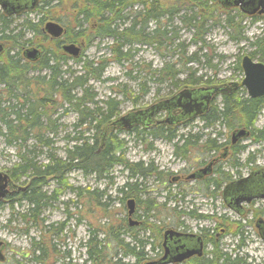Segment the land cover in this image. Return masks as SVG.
I'll return each mask as SVG.
<instances>
[{
	"label": "rangeland",
	"instance_id": "obj_1",
	"mask_svg": "<svg viewBox=\"0 0 264 264\" xmlns=\"http://www.w3.org/2000/svg\"><path fill=\"white\" fill-rule=\"evenodd\" d=\"M44 1L48 3L46 7H38L30 14L23 13L13 17L12 25L18 30L24 20L36 23L41 17H45L41 23V35L32 31H24L25 38L29 39L30 42L24 45L23 49L34 47L42 52V50L50 48V41H53L54 38L51 39L50 35L43 31L45 22L58 23L65 29L63 35L72 36L70 33L75 24L74 18L75 15L82 12L79 7L83 0ZM188 1L190 2V0H156L155 6L157 9H159V6L169 8L170 5H180L181 7V5H184L183 3ZM139 8L141 7L135 4L131 9L119 14L125 15L127 18L129 16L127 12ZM208 12L207 15L214 18L209 22V29L204 37L207 47L203 51H200L198 45L190 42L192 32L181 25L180 14L173 19L172 25L177 29V39L180 43H184L186 55L196 52L199 59L198 62L190 63L188 66L193 74L195 72L194 76H202V79L209 80L206 83L202 82L201 85H227L229 82L240 84L243 72L236 68V64L237 62L240 63L243 55H248V52L253 50L250 43L254 41L255 37H258V34L264 28V16L252 17L251 19L246 17L240 24L243 38L233 40L230 35L234 36V29L222 24L221 21L224 20V17L215 5H209ZM215 17L219 20V24L217 22V24H213ZM63 35L56 38V40L62 42ZM87 35H89L88 32ZM235 36H237V33ZM97 40L92 39L90 45L84 44V40L75 43L80 46V52L77 55L79 56L81 53L82 59H106L107 65L101 79L98 81L90 80L87 83L95 97V105L90 103L88 104L90 107H102L105 101L112 98L118 102V113L114 117V119H117L126 113L132 112V110H142L154 101L164 100L170 96L167 95L170 84L154 82L148 72L150 69L160 68L164 63L172 62V59L181 51L180 49H165L163 46L156 49L152 45L138 44L134 46L136 50L131 62L117 64L109 49L112 44L111 40L109 38L100 42ZM64 44L68 43L63 42L59 45L61 47ZM60 51V53L72 56L63 52L62 49ZM3 52L4 49L2 54ZM202 55H205V57L199 58ZM68 59L62 70L70 68L75 74L81 71L79 63ZM207 60L211 65H214L215 71L205 64ZM254 61L259 62L257 58ZM136 64L138 68L135 67ZM26 69L28 75L37 76L35 71L30 72L28 67ZM184 77L185 74L179 75L180 80H183ZM139 83L145 84L146 89H140ZM32 88L35 89V86ZM242 90H244L243 86L238 91ZM240 94L247 96L246 90L245 93L240 92ZM219 100L218 97L214 100V103L218 105ZM45 110L50 119L55 121L48 124L49 127L54 128V134L48 136L52 142L51 147L42 148L32 140L26 143L29 150H34L36 154L35 161L41 164L47 162L48 155L63 159L67 146L74 143L68 141L67 145L65 137L78 136L73 131L77 116L72 109L66 106L47 105ZM164 115V113L154 115L157 120L155 125L160 124V121L165 117ZM263 119L264 107L257 116L253 127L259 129L262 126ZM122 128L127 130V128ZM202 128V121L197 118L192 123L176 128L174 134L175 136L180 135L181 138H187L199 131V133H207V138H213V134L220 132L221 142H224L230 136L229 132L221 125L214 126L213 131L210 128L207 131ZM82 132L85 133L86 131ZM83 136L88 137L90 134L85 133ZM110 139L117 140L124 158L130 163L142 162L145 164L151 162L160 172L156 179L148 176L145 180H142L143 185L140 188L143 192L141 191L142 193L137 196L138 202L135 204L132 217V221L136 222L137 226L129 227L136 231V234L139 233L138 236L141 239H147L148 237L147 233L142 232L139 228L142 225L141 223L146 220L143 216L145 208L150 205L148 203H152L156 205L157 211L155 213L158 214L156 217L150 218L149 221L162 220L166 227L174 228H178L181 224L190 232L205 228L208 230V232L206 230L207 233L211 232L212 252L229 253L232 259L238 257V262L241 264H264V244L254 229L251 220L256 212L255 210L260 212L263 209V203L257 202L255 205L246 208L249 211L242 220H238L235 214L226 209L220 196L222 181L239 178L254 167L264 166V142H256L253 138H249L242 142L245 148L241 152L235 153V151H238L235 150L228 158L222 159L219 166H217V172L211 176L219 184V187L214 190L211 188L214 184L210 182L206 185L202 182H189L179 186L171 180L174 176L189 174L197 168L205 153L204 148L202 150L198 146L202 142L187 144L186 159H182V150L180 149L177 151V157L173 155L172 142L160 138L153 139L147 134H136L135 131H117L111 132ZM190 141L195 142V139L191 137ZM20 153H23V151H20ZM28 155L33 156L34 154L29 153ZM252 157L253 159L250 160ZM18 162L16 145H6L4 138L0 136V172L10 175V170L15 169ZM239 163L241 166H238ZM127 174H129V171L123 170L120 166H115L110 173L111 179L96 180L93 175L86 176L81 173V170L76 169H70L59 179L56 177L48 178L42 185L43 190L47 192V195H53L54 197L49 200L48 206L43 207L44 209L39 216L33 218L31 216L23 217L25 210H27L26 204L16 202L17 192L26 188L28 180L25 177H9L7 185L9 194L7 193L4 200L0 202V264H37L33 260L32 244H35V247L42 248L44 252V262L41 264H86L84 244L89 236L97 234V238L102 239L105 234L112 235V232L116 233L117 231H120L121 234V231H123L118 224L120 219L128 218L126 215L128 208L124 204L125 201L123 203L119 201L120 195L116 193V189L124 183ZM70 187L80 188V195L88 188L89 190L96 189L99 191L104 189L111 196V200L103 197L102 199L95 198V201L92 202L86 195L77 196L71 191ZM183 189L186 192H182ZM182 193L186 195H182ZM164 202L167 203L165 206L167 211L161 210V204ZM104 203L105 205L102 206L101 204ZM172 208L175 209L174 212L171 211ZM155 213L151 212L154 216ZM261 217L264 219V215ZM43 218V224L48 225L49 228L43 227L41 222ZM244 223L246 224L244 225ZM56 227L57 230L54 229ZM58 228H62V230L60 231ZM121 239H124L127 243L129 236H121ZM147 241L148 244L144 248L145 258L139 264L147 263L160 255L154 237L148 238ZM109 253H113V250ZM34 256H38V253L35 252ZM128 259L131 258L128 257Z\"/></svg>",
	"mask_w": 264,
	"mask_h": 264
},
{
	"label": "trees",
	"instance_id": "obj_2",
	"mask_svg": "<svg viewBox=\"0 0 264 264\" xmlns=\"http://www.w3.org/2000/svg\"><path fill=\"white\" fill-rule=\"evenodd\" d=\"M133 1L135 2L133 3ZM38 3L39 8L48 5L44 0H39ZM137 3L139 0H83L79 7L82 12L75 15L74 18L75 24L70 33L72 36L64 34L62 42L56 39L49 40L50 48L42 50L41 59L35 62L24 59L20 54L24 45L30 42L25 38L24 31H32L41 35V23L45 17H41L36 23L24 20L19 30L13 27L10 18H0V40L5 47L3 54L0 55V136L4 138L6 145H16L19 159L15 165L16 168L10 170L11 173L8 177H25L28 180V182L26 180V188L19 190L16 194L18 196L16 202L26 204L27 210L23 217L39 216L43 207L48 206L49 200L54 197L47 195L42 185L48 178H62L64 173L70 169L81 170V173L86 176L93 175L96 180H102L111 179L110 173L113 168L120 166L123 170L129 171V174H127L124 183L116 189V193L120 195L118 199L122 203L127 198H132L135 203L138 202L137 196L143 192L140 188L143 185L142 180L148 176L156 179L160 172L151 162L143 164L142 162L130 163L127 161L117 140L110 139L111 132L135 131L136 134H147L150 138H160L169 142L175 139L166 124H157L152 128L140 130L137 127L126 130L108 126L118 113V102L109 98L102 107H90L88 104L94 103L95 97L91 87L87 84L90 80L101 79L107 65L106 59H82L81 53L75 58L68 56L65 53H60V43L75 44L84 40V44L90 45L92 39H98L97 41L100 42L109 38L112 42L109 49L117 64L131 62L136 50L134 46L138 44L152 45L156 49H160L161 46L165 49H180L181 51L172 59V62L164 63L160 68L150 69L148 72L150 78H153L157 83L170 84L167 95H171L184 84L195 86L202 82H209L208 79H202V76H194L195 72L193 74L188 66L190 63L199 61L197 53L186 55L184 43H180L177 39V29L172 24H161L160 20L161 17L165 18V15L173 12L177 15L180 14L181 25L192 32L190 42L198 45L200 51H203L207 47L204 37L209 29V22L214 18L207 15V13L209 14V5H215L219 11L221 9L216 0H190V2L183 3L184 5L181 7L180 5H170L169 8L160 7L162 10L159 12L155 6V0H152L146 6L147 9L139 8L127 12L129 14L127 18L125 15L119 14L131 9ZM172 16L174 15L172 14ZM171 19L169 18V20ZM150 21H153L154 25L149 27V31L146 32V24H149ZM240 21L241 19L234 20L228 12H225L224 20L221 21L224 26L234 29V36L230 35L233 40L243 38L241 36L242 27H237V23ZM216 22H219L217 18L214 19L213 24ZM236 33L237 36H235ZM250 46L253 50L248 52L247 56L253 60L257 58L258 61L264 63V28L258 37H255L254 41L250 43ZM205 55L199 58H203ZM67 59L79 63L81 71L75 74L70 68L62 70ZM33 63H40L39 69L44 70L43 75H28L25 67L32 66ZM205 64L215 71L214 65H211L208 60L205 61ZM135 67L138 68L137 64ZM236 68L242 71L239 62H237ZM184 74V79L180 80L179 75ZM33 86L35 89L32 88ZM139 87L146 89L143 83ZM241 87V83H236L235 88L231 89V93H222L219 104L211 107L204 117L205 126L221 125L227 132L245 127L250 133L249 138H253L256 142H263L264 119L261 128L257 129L253 126L264 107V96L248 98L240 94V92L245 93V90L238 91ZM47 105L66 106L72 109L77 116L73 131L78 136L65 137L67 145L68 141L74 143L67 146L63 159L48 155L47 162L41 164L35 161L36 154L34 150L28 149L26 143L32 140L42 148L51 147L52 142L48 136L54 134V128L49 127L48 124L54 120L50 119L45 110ZM82 131H86L85 133L90 136L84 137L85 133ZM191 137L193 136L185 138L182 146L197 144L196 141H190ZM27 153L34 155L29 156ZM70 188L77 196L86 195L92 202L95 201V198L102 199L103 197L111 200V196L104 189L99 191L88 188L80 195V188ZM148 204L150 205L143 212L146 220L141 223L139 228L142 232L147 233V239H141L138 236L139 233L136 234V231L129 227L127 219H120L118 226L121 230L123 229L121 234L120 231L112 232V235L105 234L102 239L97 238V234L89 236L84 244L85 263L139 264L145 258L144 248L148 244L147 240L152 237L157 242L156 246L160 248L161 233L165 224L158 219L149 221L158 213H155L156 205ZM166 204V202L161 204V210L167 211ZM101 205L104 206L105 203ZM171 211L174 212L175 209L172 208ZM151 212L155 213V216ZM41 222L44 228H49L48 225L43 224L44 218L41 219ZM54 229L57 230V227ZM58 229L62 230V228ZM120 235L129 236L127 243L121 239ZM112 250L113 253H109ZM31 251H33V260L37 264L44 262L42 248L32 244ZM35 252L38 253L36 257L34 256ZM212 254V260H197L194 261V264H241L238 262V257L232 259L229 253L214 251ZM128 257L131 259L127 260Z\"/></svg>",
	"mask_w": 264,
	"mask_h": 264
},
{
	"label": "flooded vegetation",
	"instance_id": "obj_3",
	"mask_svg": "<svg viewBox=\"0 0 264 264\" xmlns=\"http://www.w3.org/2000/svg\"><path fill=\"white\" fill-rule=\"evenodd\" d=\"M4 1H6L9 5L7 7H2L0 4V18L1 17H4L6 19L10 18L12 22H13L14 16H18L19 14H23V13L30 14V12L36 10L39 6V3H38L39 0L37 1L38 4L33 8L29 7V0H4ZM151 1L152 0H139V3H137L136 6L139 5L141 8L147 9L146 6ZM216 3L221 7L219 12L221 13V15L223 17L225 15V12H228V14L231 15V17H233L234 20H236V19L240 20L241 19V21L237 23L238 26H240V24L246 19V17L251 19L252 17L264 16V12L260 11L262 7H260V6L258 7V4H256V5L255 4H245L244 5L242 3H237V4H230V5L223 6V4L221 5V3L219 2V0H216ZM188 7H190V6L188 5ZM161 10L162 9L159 6L158 12ZM172 14L174 16H172ZM172 14L165 15V18L161 17L160 23L161 24H165V23L166 24H173V22H174L173 19L177 16V14H174V12ZM169 18H172V19L169 20ZM153 23H154L153 21H150L149 24H146V27H145L146 32L149 31L148 30L149 27L154 25ZM62 29H63V33H64L65 32L64 27H62ZM53 38H51V39H53ZM54 39H56V38H54ZM68 44H72V43H68ZM0 46H1V48L5 49L1 40H0ZM26 49H28V48H26ZM26 49H23L21 54H22V57L24 59L28 60L27 57H25L23 54ZM2 51L0 52V55L2 54ZM37 51H38V53H37L36 58L34 59V62L41 59V51L39 49H37ZM39 64L40 63H38V64L33 63L32 66H28V68L30 69V72L35 71L37 74L41 73V75H43L44 70L42 71L41 69H39L40 68ZM228 84L227 85H224V84H217V85L197 84L195 86L184 84V86L183 85L180 86L177 90L174 91V93H172L170 96H168V98H170V97L174 96V94H177L178 92L185 90V89H189L191 91L196 92V90H199L200 88H206V87L211 88V87L220 86V91H218L217 94H214L210 97V99L207 101V106L205 107V110H202L201 112H199L197 114V116L186 115V117L181 118V115H180L181 110L179 108H176V107L175 108L171 107L169 110L164 109V111L157 112V114H159V113L165 114L164 115L165 117L162 120V122H163L162 124H167V126L170 127V129H171V134H173V137H175V139L173 141H171L173 143L172 148H173V155L175 157H177V151L179 149L182 150V154H181L182 159H186V155H187L186 154L187 153V147L182 146V143L185 140V138H181L180 135L175 136L174 131L176 130V128L183 126V125H186V124H189V123H192V121L199 118L202 121V125H203L202 129L207 131L208 128H210L213 131L214 127H212V126L206 127L205 126L204 117L207 115V112L209 111V109L211 107L217 105L214 103L215 99H217L218 97L221 99L222 93H224V92L231 93V89H229V88H232V89L235 88V84H236L235 82H229ZM165 99H167V98H165ZM161 101H163V100H161ZM169 119H170V122H169ZM152 122H153V124L147 125V126L141 125L139 123H135L132 125V127H137L140 129L152 128L157 122L155 116L152 119ZM132 127H130V129H132ZM130 129H128V130H130ZM241 129L245 130L247 134L243 135L241 137H235V139L233 140V134L232 133H236L237 131H239ZM229 134H230L229 138L227 140H225L224 142H221L222 139L219 138V136H221L220 132H216L215 134H213L214 135L213 138H211V137L207 138V133H205V132L199 133V131H198L197 134H192V136L196 142H198V141L202 142V143H199L198 146L200 148H202V150L204 148V150H203V151H205V153L203 155L204 158L199 162L197 168L195 167L196 169L193 170L192 172H189V174L178 175V176L172 177L171 180L175 183V185H179V186L182 185L183 186L185 183H189V182H198V183L202 182L206 185V183L210 182V183L214 184V186H212L211 188L216 190L219 187V184L217 182H215V180L213 178H211V176L217 172V170H218L217 166H219L220 161L222 159L228 158L229 155H231V153L234 152L235 150H238V151H235V153L241 152V150L245 148V145L242 144V142L249 139V136H250L248 129H245V127L240 128V129H238V128L233 129L229 132ZM175 140H176V142L174 143ZM206 142H209V144H206ZM259 142H261V141H259ZM194 146L198 147L197 145H194ZM221 149H222V151H220ZM252 159H253V157L250 160H252ZM238 166H241V164L239 163ZM182 192H186V191L183 189ZM182 195H186V194L182 193ZM220 196H221V199L223 200V204L225 205L226 209L230 210L233 214H235L238 217V220H242L245 217L246 213L249 211L246 208L255 205L257 202L263 203V209L260 212L258 210H255L256 212L253 215V219H251V220L253 222L254 229L257 231V234H258L260 240L264 244V219H263V217H261L262 215H264V166L254 167L252 170L248 171L246 174H244L243 176H240L239 178L232 179L229 181H222ZM129 199L133 200L132 198H127L125 200V203H124L126 207L128 205L127 201ZM133 203H134V211H135V204L136 203L134 202V200H133ZM133 215H134V212H133ZM133 215L131 217H133ZM127 217H128V215H127ZM127 220L129 222L128 218H127ZM213 221H215V220H213ZM245 224L246 223H244V225ZM129 225L131 227H133V226H137V223L136 222L131 223V224L129 223ZM168 229H173L178 234H182V237L180 239L179 244H182L183 246H185V245L189 246L190 248H192V247L199 248L200 251H199V253H194V254H192V256L182 259V261L179 263H175V262L169 263L168 262L165 264H194V261H197V260L202 261L203 259H205V260L206 259H209V260L213 259L211 232L207 233L208 230L205 228H202L200 231H196V232L191 231L190 232V231H187L186 228L180 224V226L178 228H174V227H170V226L164 227V230L161 233V235H162L161 240H160L161 247L158 248L160 251V255L158 258H153V260H151V261H159L160 259H162V257H164L165 251H164V247H163L162 243H163L164 239H166V237H164V231L168 230ZM213 229H214V227H213ZM213 229H211V231H213ZM206 230H207V232H206Z\"/></svg>",
	"mask_w": 264,
	"mask_h": 264
},
{
	"label": "water",
	"instance_id": "obj_4",
	"mask_svg": "<svg viewBox=\"0 0 264 264\" xmlns=\"http://www.w3.org/2000/svg\"><path fill=\"white\" fill-rule=\"evenodd\" d=\"M38 0H29V7L33 8L38 3ZM230 1V2H229ZM221 5L223 6L230 5V4H258V7L261 8V12H264V0H219ZM0 4L2 7H7L9 4L4 1L0 0ZM257 8V7H256ZM43 31H45L51 38H58L62 36L63 29L62 27L55 22H45L44 23ZM63 52H66L72 57H77L78 53L80 52V46L74 44H64L61 46ZM3 50L0 46V52ZM37 49L32 47L28 48L24 51V56L27 57L29 61H34L37 56ZM240 68L243 72V77L241 81V85L243 86L244 90H246V94L248 98H257L264 96V64L262 62H256L252 58L247 55H243L240 61ZM232 89V88H229ZM220 91V86L217 87H206L200 88L199 90L191 91L189 89L182 90L174 96L164 99L163 101L157 100L153 102V104L147 106L142 110H132V112L126 113L121 117L112 120L108 126L112 128H127L130 129L133 124L139 123L141 125L147 126L153 124L152 119L154 115L159 111L169 110L172 108H179L181 110V118L186 117V115H193L197 116L199 112L205 110L207 106V101L210 97L217 92ZM170 122V119H169ZM160 123H163L160 121ZM233 134V140L235 137H241L246 135V131L241 129ZM9 177L5 173L0 172V201H3L6 197L7 193L9 192L7 185H8ZM127 215L129 219V223H135L132 221V215L134 212V203L133 200L129 199L127 201ZM164 239L162 245L164 247V257L159 261H149L144 264H165V263H179L182 259L192 256L194 253H199L200 249L189 246H183L179 244L182 234H178L173 229H168L164 231ZM173 238V239H172ZM194 238V237H193ZM171 239V240H170ZM170 240V241H169ZM184 242V241H183ZM187 243V242H186ZM1 260V259H0Z\"/></svg>",
	"mask_w": 264,
	"mask_h": 264
}]
</instances>
